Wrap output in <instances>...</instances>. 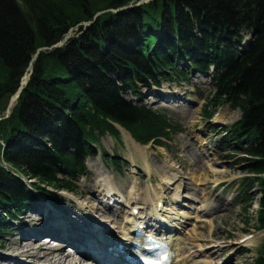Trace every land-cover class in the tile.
<instances>
[{
    "label": "trees",
    "instance_id": "trees-1",
    "mask_svg": "<svg viewBox=\"0 0 264 264\" xmlns=\"http://www.w3.org/2000/svg\"><path fill=\"white\" fill-rule=\"evenodd\" d=\"M139 1L0 0V209L13 217L33 198L12 172L36 180V190L50 196L45 187L75 192L70 178L83 174L92 144L120 136L116 125L144 145L167 146L181 129L121 95L214 68L215 90L203 118L208 122L226 106L241 112L230 136L242 148L249 145L242 161L255 178L244 183L240 204L247 214L256 184L255 228L264 230V0H155L119 15L111 11ZM72 29L81 34L50 49ZM248 35L254 42L241 53L239 43ZM257 253L255 264H264V242Z\"/></svg>",
    "mask_w": 264,
    "mask_h": 264
},
{
    "label": "rangeland",
    "instance_id": "rangeland-1",
    "mask_svg": "<svg viewBox=\"0 0 264 264\" xmlns=\"http://www.w3.org/2000/svg\"><path fill=\"white\" fill-rule=\"evenodd\" d=\"M91 25L89 24V26ZM87 27L85 26V28ZM80 34L81 31L75 29L70 33L68 41L74 36L78 37ZM192 79L198 88L182 85L178 89L181 94H188L187 96L191 100L192 105H187L188 102L185 103L183 100L175 103H165L164 105L163 101L157 100L149 93H146L147 91L143 92L146 99L141 103H145L149 108L157 112L164 113L182 128V132L174 136L170 144L168 143V149H162L152 144L144 147L137 145L139 150H143V155L140 156V152L134 151L133 143L127 139L126 136L129 134L118 127L121 131L120 138L115 139L109 135L102 137L100 145L95 147L98 156L87 160L86 172L88 173V178L74 180L78 190L74 194L60 193L58 199L61 204L69 206L72 209V213L76 212L78 204L88 205V202L84 199L89 192L86 187L98 186L99 174L106 173V175H109V179L107 177V180H110L111 185H109L125 193L135 183L138 184L139 191L142 193L141 202L145 203L149 202V198H155V195L160 193V184L164 183V181L168 183L169 178L175 172L177 176L188 180L187 182L185 181L186 188H184L186 198L200 201L203 198L202 193L205 192L212 195V203L216 206L219 205L210 215L201 220L196 219L188 227L184 242L190 249L192 248L190 254L195 260L194 263L204 264V262L208 261V264H225L227 261L228 264H253L256 257L254 249L264 238V233H257L255 229V211L259 200L257 187H254L251 191V197L253 198L252 209L250 208L247 214L243 213L242 207L236 204L235 197L240 191V180L248 174L246 163L240 161L242 158V155L239 154L240 152H234L228 148L219 150L218 141L221 136L212 131V123L220 122L229 127L240 120L241 113L239 110H231L229 107H225L218 111L209 124L205 123L202 113L207 97L213 90V85L210 78L202 75L196 78L192 77ZM168 87L173 91L175 90L173 85ZM168 87L163 86L161 90L165 89L164 91H166ZM127 99L135 105H140L132 96H128ZM16 102L10 109L11 112ZM101 150H104L111 158L120 157L123 162H128V166H123L121 168L122 171L118 174L110 164L107 166ZM203 166L206 167V170ZM103 176L101 175L100 178L102 179ZM196 176L200 178V185L196 184ZM103 179L106 180L104 177ZM219 184L221 186H218ZM219 191H224L226 195L220 200H216V196L221 197L223 195ZM168 195L167 193L166 196L169 200ZM97 196L102 198L103 195L99 193ZM91 200H93L92 196L90 202ZM91 203L96 205V202ZM28 216L27 214L26 217ZM189 216L193 215L189 214ZM101 218L103 220L104 217ZM246 230L249 232L246 233ZM250 235L255 237L242 243ZM19 240V238L11 237L9 241L19 243ZM9 241H4L2 244L4 249L10 248V252H0L3 256H11L15 251H18L15 254L19 255L20 248L25 247L27 244V242H23L22 244L20 243V246H15L14 242L10 244ZM241 246L253 252L243 253V251H240L236 255L238 256L236 261L231 255L235 254L236 250ZM200 250L205 251L204 255L201 254ZM208 252L210 253L209 256L206 255Z\"/></svg>",
    "mask_w": 264,
    "mask_h": 264
},
{
    "label": "bare ground",
    "instance_id": "bare-ground-1",
    "mask_svg": "<svg viewBox=\"0 0 264 264\" xmlns=\"http://www.w3.org/2000/svg\"><path fill=\"white\" fill-rule=\"evenodd\" d=\"M41 53V52H40ZM23 82L25 83L26 82V79L23 80ZM188 112H190V110H188ZM127 139H129L132 143H133V149L134 151H137V152H140V156L143 155V150H139V148L137 147L138 144H135L133 141H132V138L127 135L126 136ZM140 146V145H138ZM204 167V166H203ZM202 168V166H201ZM205 170H206V167H204ZM171 169V168H170ZM187 169V168H186ZM176 170V169H175ZM211 170V169H210ZM99 175H104L103 173L102 174H99ZM104 177V176H103ZM195 181H196V184L200 183V178L199 176H196L195 177ZM183 180H180L177 176H172L169 178V182L168 184H171V185H175L177 184V187H176V194L175 196L177 197L176 199L179 200V198H182L180 196L179 193H177L178 189H181L182 188V184H183ZM100 183H104V185H106L108 182L103 179L102 181L100 180ZM100 186V188H98L97 190L95 189H89V192L87 194L86 197H84V199H86V201L88 202V206L87 207H84L83 205H80L79 204V209L80 210H89V213H92V212H102L100 211V207L101 205L97 204L96 205H93L91 202H90V198L92 195H93V192L94 191H101L104 186ZM106 188V187H105ZM108 194L112 193L111 190L107 191ZM130 195V199H127L128 202L130 204H132V206H138L137 204V189L136 187H133L131 189V191L128 193ZM136 195V196H135ZM128 198V197H127ZM158 198V197H157ZM164 198H159L158 199V203H162L164 202L163 200ZM203 206V205H202ZM207 206V205H206ZM157 209V205L155 207ZM138 209L140 210V208H133L132 209V215H131V218L128 217L127 220L128 221H131L133 223L136 222V215H135V210ZM176 212V210H175ZM205 212H209L208 211V208L206 209ZM105 213V212H103ZM133 214L135 217H133ZM174 214V213H172ZM175 215H179L178 213H175ZM202 215H199L198 216V219L201 217ZM125 218V217H123ZM180 218V217H179ZM161 219V218H160ZM105 220H110L111 224H112V227L114 230H116V227L118 226H123V223H122V215H119L118 217H110L108 215V217L105 218ZM31 229H33V231L31 230V232H34V230H39L41 232V229H42V225H35L34 227H32ZM121 229V228H120ZM122 230V229H121ZM127 229L123 230V232H126ZM33 234V233H32ZM42 233L38 234L36 237H33L32 236V239H27L23 242H27L26 246L25 247H21L20 250H19V255H16L15 253L18 252V251H15L13 254L14 255H11V256H6L5 258H13V257H20L21 259L23 260H31L32 263L30 264H85L87 263L86 261H84L83 259H79V260H75L71 257V252L69 253H66L65 251L62 250V247L61 245H59L58 243H48L49 242V239H42ZM195 235V234H194ZM29 235H27L28 237ZM26 237V238H27ZM127 237H129V234H127ZM197 238V237H195ZM23 242H19V243H16L14 242V245L15 246H20ZM21 243V244H20ZM81 247V246H80ZM214 247V246H213ZM23 248V250H22ZM185 250V248H183ZM88 250L89 251H93V249L91 247H88ZM183 251V250H182ZM22 254V255H20ZM204 254V252H203ZM207 256L210 255V253H206ZM191 256H186L185 254L183 255V264H190L191 263ZM197 260V259H196ZM195 261V260H194ZM208 262V261H207ZM205 263L204 264H208V263ZM0 264H6L5 262L3 261H0ZM28 264V263H27Z\"/></svg>",
    "mask_w": 264,
    "mask_h": 264
},
{
    "label": "water",
    "instance_id": "water-1",
    "mask_svg": "<svg viewBox=\"0 0 264 264\" xmlns=\"http://www.w3.org/2000/svg\"><path fill=\"white\" fill-rule=\"evenodd\" d=\"M149 1H152V0H140L139 3L136 4V5H134V6H131V7H123V8H121V9H119V10H114V13H117V14H118V13L124 12V11H126V10H130V9H133V8L140 7L141 5H143L144 3H147V2H149ZM66 40H67V39H65L62 43L58 44V45L55 46V47H56V48H59V47L63 46L64 43L66 42ZM45 50H47V48H42V49L38 50L37 54L35 55V57L32 59V61H31V63H30L29 69H30L31 71H32V69H33V62H34V61L36 60V58L38 57L39 53H40L41 51H45ZM20 93H21V91H19V93L16 95V97H18V96L20 95ZM16 97L12 98V100H11V102H10V105H9V108H8V113H10V109H11L12 104H13V101H14V99H15Z\"/></svg>",
    "mask_w": 264,
    "mask_h": 264
}]
</instances>
